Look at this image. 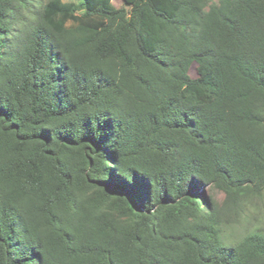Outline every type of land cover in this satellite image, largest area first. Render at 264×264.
I'll list each match as a JSON object with an SVG mask.
<instances>
[{"label":"trees","instance_id":"trees-1","mask_svg":"<svg viewBox=\"0 0 264 264\" xmlns=\"http://www.w3.org/2000/svg\"><path fill=\"white\" fill-rule=\"evenodd\" d=\"M123 1L0 0V264H264V0Z\"/></svg>","mask_w":264,"mask_h":264},{"label":"rangeland","instance_id":"rangeland-1","mask_svg":"<svg viewBox=\"0 0 264 264\" xmlns=\"http://www.w3.org/2000/svg\"><path fill=\"white\" fill-rule=\"evenodd\" d=\"M63 2H72L74 4H78L81 0H62ZM111 4L115 8H121L124 7V1L123 0H110ZM45 0H38V3H44ZM194 65L191 67L189 74L191 77H195V72H194ZM201 193L204 198L211 197L214 201L221 203L223 200V194L215 189H212L211 186L209 185H203L201 191L194 192V195H199ZM252 215H250V212ZM249 218L252 222L254 223H261L264 222V198L261 200L255 199L254 202L252 203V207L249 208ZM254 216V217H253Z\"/></svg>","mask_w":264,"mask_h":264}]
</instances>
